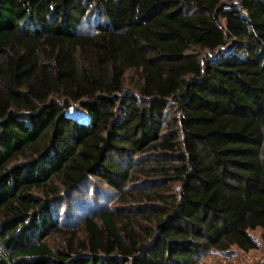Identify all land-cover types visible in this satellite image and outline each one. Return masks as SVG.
I'll list each match as a JSON object with an SVG mask.
<instances>
[{
	"label": "trees",
	"instance_id": "obj_1",
	"mask_svg": "<svg viewBox=\"0 0 264 264\" xmlns=\"http://www.w3.org/2000/svg\"><path fill=\"white\" fill-rule=\"evenodd\" d=\"M256 230L264 0H0V264H200Z\"/></svg>",
	"mask_w": 264,
	"mask_h": 264
},
{
	"label": "rangeland",
	"instance_id": "obj_2",
	"mask_svg": "<svg viewBox=\"0 0 264 264\" xmlns=\"http://www.w3.org/2000/svg\"><path fill=\"white\" fill-rule=\"evenodd\" d=\"M111 206L119 205L117 202L109 203ZM251 236L256 239L257 247L243 251L232 247L227 253H209L201 259L200 264H253L264 259V244L261 241L260 231H251Z\"/></svg>",
	"mask_w": 264,
	"mask_h": 264
}]
</instances>
